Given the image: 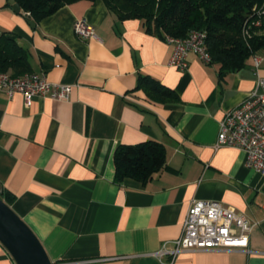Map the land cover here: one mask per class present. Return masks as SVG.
<instances>
[{"label": "crops", "instance_id": "1", "mask_svg": "<svg viewBox=\"0 0 264 264\" xmlns=\"http://www.w3.org/2000/svg\"><path fill=\"white\" fill-rule=\"evenodd\" d=\"M95 36L73 31L76 19ZM25 12L0 0V32L29 52L32 72L72 85L67 99L0 91V183L13 211L31 228L51 261L63 264H167L192 199H215L254 225L248 248L178 253L173 264H264V176L244 165L241 149L215 147L219 121L253 88L245 65L220 76L217 63L188 55L168 63L172 45L139 19L119 20L103 0H78L29 25ZM258 75L264 76V51ZM149 75L178 94L157 102L136 89ZM156 140L166 165L144 184L116 181L118 144ZM0 264H14L0 243Z\"/></svg>", "mask_w": 264, "mask_h": 264}, {"label": "trees", "instance_id": "2", "mask_svg": "<svg viewBox=\"0 0 264 264\" xmlns=\"http://www.w3.org/2000/svg\"><path fill=\"white\" fill-rule=\"evenodd\" d=\"M7 1V0H6ZM21 12L35 23L65 4L78 0H14ZM119 20L139 19L145 31L165 39L183 38L190 30L206 32L205 44L211 63L220 65V76L242 68L253 54L264 51V14L262 27L243 35L245 24L264 9V0H103ZM8 5H10L7 2ZM0 71L13 75L31 72L29 52L10 31L0 32ZM136 89L157 102L177 101L178 94L159 80L141 75ZM166 165L164 146L153 139L137 144H118L114 151L115 180L146 183ZM0 197L10 205L14 195L2 189Z\"/></svg>", "mask_w": 264, "mask_h": 264}, {"label": "built area", "instance_id": "3", "mask_svg": "<svg viewBox=\"0 0 264 264\" xmlns=\"http://www.w3.org/2000/svg\"><path fill=\"white\" fill-rule=\"evenodd\" d=\"M264 9L257 12L256 19L245 24L243 35L250 37L251 31L262 27ZM264 17V16H263ZM74 33L88 39L95 31L84 18L73 23ZM204 30H190L183 38L166 36L172 45L168 59L170 66L179 70L188 67V55L195 54L204 63H211L205 44ZM253 69L256 74L253 88L242 102L227 111L219 121L215 147L228 146L241 149L245 153L244 165L264 176V76L258 75L262 57L252 55ZM71 84L52 82L44 72H25L13 75L10 71H0V91L11 97L19 93L25 105H30L34 97L67 99ZM252 223L243 213L215 199H192L185 213L181 234L172 241L173 247L162 246L156 253L171 255L167 264H173L175 256L182 251L228 250L236 249L250 252L249 232ZM55 264H63L56 261Z\"/></svg>", "mask_w": 264, "mask_h": 264}, {"label": "water", "instance_id": "4", "mask_svg": "<svg viewBox=\"0 0 264 264\" xmlns=\"http://www.w3.org/2000/svg\"><path fill=\"white\" fill-rule=\"evenodd\" d=\"M14 12H21L14 0H7ZM35 26L32 19L28 20ZM2 186L0 183V193ZM0 243L8 251L14 264H55L46 254L40 240L31 228L0 197Z\"/></svg>", "mask_w": 264, "mask_h": 264}, {"label": "rangeland", "instance_id": "5", "mask_svg": "<svg viewBox=\"0 0 264 264\" xmlns=\"http://www.w3.org/2000/svg\"><path fill=\"white\" fill-rule=\"evenodd\" d=\"M28 14V13H27Z\"/></svg>", "mask_w": 264, "mask_h": 264}]
</instances>
